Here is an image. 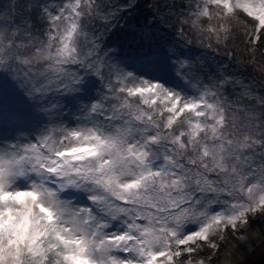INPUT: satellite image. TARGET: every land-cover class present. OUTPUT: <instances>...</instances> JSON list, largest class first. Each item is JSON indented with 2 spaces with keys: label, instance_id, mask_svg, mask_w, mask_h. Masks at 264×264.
<instances>
[{
  "label": "snow or ice",
  "instance_id": "1",
  "mask_svg": "<svg viewBox=\"0 0 264 264\" xmlns=\"http://www.w3.org/2000/svg\"><path fill=\"white\" fill-rule=\"evenodd\" d=\"M138 6L0 4V264H204L264 216V94L165 47ZM179 15L218 42L241 20L264 40V0Z\"/></svg>",
  "mask_w": 264,
  "mask_h": 264
},
{
  "label": "rangeland",
  "instance_id": "2",
  "mask_svg": "<svg viewBox=\"0 0 264 264\" xmlns=\"http://www.w3.org/2000/svg\"><path fill=\"white\" fill-rule=\"evenodd\" d=\"M6 0H0V4ZM176 4L175 1L169 6L165 12L172 18L171 24H154V30L158 37L164 38L169 42L165 47L175 45L176 48L184 51L186 57H191L192 61L203 65L205 74L230 76L234 80L244 82L250 85L258 93L264 94V40H261L262 47L257 49L258 59H254L252 53L245 55V60L241 55V50L248 43L246 31H251L252 26L246 25V21H234L232 26V34L225 41L221 34L219 42L216 36L207 31L201 32L192 27L191 24H183V17L179 15L182 10V4ZM164 0H155L153 10L162 12ZM175 5V11L173 10ZM186 11V9H183ZM153 12V11H152ZM219 21L215 18L212 21L203 20L201 27L207 28L209 25H216ZM181 30L183 35L180 34ZM185 57H180L183 60ZM176 63V61H173ZM214 70V72L212 71ZM174 71H180L179 64H176ZM153 74L165 76V71L160 69ZM263 82V83H262ZM173 83H179L173 81ZM241 92L240 86H230L228 93L231 94V99L239 98ZM22 103V101L20 102ZM242 231H233L229 229L226 233L214 237V240L219 244V252L216 249H205L203 254L207 257L204 264H242L245 260L249 264H254L256 257L253 248L259 244V241L264 238V216L256 214L249 217L247 225H239Z\"/></svg>",
  "mask_w": 264,
  "mask_h": 264
},
{
  "label": "trees",
  "instance_id": "3",
  "mask_svg": "<svg viewBox=\"0 0 264 264\" xmlns=\"http://www.w3.org/2000/svg\"><path fill=\"white\" fill-rule=\"evenodd\" d=\"M154 1L155 0H137L139 6L135 10L134 15L139 17V18H141V22L142 23H143V18L144 17H148L149 22H151L153 25L156 22H157V24H161V25H163V24H171L172 23V18L169 17L167 14H165V12L169 8V6H166V5L172 4L174 1H175L176 4H180L184 0H164L163 7L161 9L162 12L164 13V15L160 14V12H157L156 10L155 11L153 10ZM112 40L113 41L116 40V36L115 35L112 37ZM259 47H262V45L259 44V45H256V46H250L247 43V44H245V46L241 50V55L244 58L247 53H252L254 55V59L253 60H257L258 59L257 49ZM245 60H249V59H245ZM235 99H237V98H235ZM252 251H254L255 254H259L256 257H254V259H255L254 264H264V238L259 241V244H257L253 248ZM242 264H249V263H248L247 260H245Z\"/></svg>",
  "mask_w": 264,
  "mask_h": 264
}]
</instances>
